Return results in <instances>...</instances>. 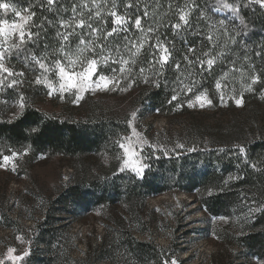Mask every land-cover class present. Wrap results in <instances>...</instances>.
<instances>
[{"label": "trees", "instance_id": "16d2710c", "mask_svg": "<svg viewBox=\"0 0 264 264\" xmlns=\"http://www.w3.org/2000/svg\"><path fill=\"white\" fill-rule=\"evenodd\" d=\"M0 2L14 4L22 11L27 8L35 13L33 21L30 22V31L35 35L25 43L23 50L11 58L14 70L23 72L26 82L34 80L32 74L38 69L37 63L30 59L33 55L40 59L60 57L63 56L61 46L67 52L65 43L80 42L77 38L70 40L69 37L67 41L62 39L63 35L76 31L77 26L72 23L71 27H61V21H72L74 16L76 19L84 18L93 27L100 29L96 37L97 43H106L107 53L111 50L117 59V50L119 55L127 56L129 53L126 49L131 45L129 38L132 39L134 33H143L134 24L136 17H141L144 32L147 33L149 28L155 29L148 40L158 36L169 48L172 56L156 79H144L145 72L141 73V67L136 69H140V72L136 73L140 78L136 81L139 83L138 105L147 108L156 116L168 119L175 105L172 96L177 92L178 78L182 76L194 80L193 85L207 91L213 103L218 105L217 82L223 75L234 76L240 69L245 79H249L250 75H259L260 80L252 85V93L242 94V97L244 103L248 104L246 110L260 107L257 94L264 91V10L260 5L228 0L234 7H239L238 16L229 15L224 26L220 24L211 29L206 27L201 19L206 13L212 14L215 10L208 8V0H195L196 9L189 11L186 6L179 5L181 0H115L118 14L125 15L129 20V30L105 39L106 31L113 27V18L106 11L101 13L104 17L102 20L96 17V8L92 2L83 0V5L80 0H56L52 6L48 5L47 0ZM111 3L112 0H104L99 5L104 8L107 4L110 8ZM129 3L132 7L127 8ZM181 9L189 12L190 23L189 26L176 30L171 25L178 22ZM4 17L10 18L9 12L4 11ZM241 20L244 24L240 23ZM87 28H82L79 35ZM209 36L212 38L209 39ZM230 37H234L235 42ZM148 40L145 41L138 57H135L136 63L149 62L152 50L150 45H153V42ZM190 47L195 49L194 53L189 51ZM205 53H209L214 59L211 68H208L206 63L200 67L198 63V58ZM186 56L188 59H185ZM106 64L107 67L98 69L99 74L110 75L108 68H115L116 73L120 72V64L112 63L111 60ZM177 64L180 65L179 69ZM155 69V73L160 71V65H155ZM145 80L148 81L141 84V81ZM236 80L241 81L239 77ZM27 87L20 91L26 107L15 119L5 118V109L0 104V150L8 153L28 149L30 160L38 155H47L75 161L69 185L50 204L45 220L36 227L37 233L40 234L38 248L43 250L42 254L38 253L35 264H67V258L70 257L61 254V247L63 244L71 245L69 241L73 238L69 235L70 227L77 223V220H84L93 213H101V216L109 214L110 219L106 218L103 236L97 246L87 244L82 257L73 259L74 264H117L116 260L121 252L119 247L124 256H128V264H160L165 257L169 258L171 253L161 252L152 242L138 243L132 234L133 229H122L121 223L112 218V213L116 206L124 207L125 214L131 220L141 223L140 217L146 210L145 202L172 189L192 196L193 202L205 215L207 228L209 218H226L230 221L241 215L244 202L255 201L256 207L264 206V137L248 138L249 133H253L255 122L243 124L232 119L225 127L212 128L213 131L198 128L197 133L188 139L196 141L193 146L197 148L193 152L170 157L161 155L158 159L149 157V167L144 176L138 179L128 174H115L118 163L113 158V142L129 133L130 128L126 120L115 121V117L107 119V114L100 107H93L86 121L45 116L31 104L39 95V91ZM236 89L243 92L239 88ZM12 96L13 93H10V97ZM260 101L264 103V99ZM205 140L208 146H204ZM235 143L245 147L249 163L244 162L245 156L239 154ZM102 153L112 157L105 169L100 163L95 168L83 165V169L81 165L76 164L77 160L97 157ZM253 164L256 165L255 168L252 167ZM229 175L233 177L231 181H227ZM61 213L66 214L70 221L65 223L60 217L63 215ZM230 223L232 222L227 224L228 228L217 232L216 237L244 251L249 259L263 262L264 210L251 212L241 229L231 228ZM141 226L145 229L144 223ZM139 228L134 230L142 232ZM166 253L168 255H165ZM211 264H215V261H211Z\"/></svg>", "mask_w": 264, "mask_h": 264}, {"label": "rangeland", "instance_id": "374dc122", "mask_svg": "<svg viewBox=\"0 0 264 264\" xmlns=\"http://www.w3.org/2000/svg\"><path fill=\"white\" fill-rule=\"evenodd\" d=\"M85 1L100 4L104 0ZM181 1L179 5L181 7L186 6L188 11L196 9V6H194L195 0ZM208 1L210 3H207L208 8H214L215 10H213L212 14L206 13L201 17L206 27L215 29L213 27L219 26L221 21L224 22L222 25L224 26L225 21L229 19V15L233 16L230 10L222 7L223 2L229 3L228 0ZM241 1L249 3V0ZM80 2L83 4V0H80ZM252 4L259 5L256 3ZM217 8H219L220 11H216ZM9 15L10 18H5L4 10L0 9V20L7 19L9 23L19 21V18L16 17L14 13L9 12ZM81 30L82 28L76 27V31H71L69 36L71 37L70 40L76 38L80 40L83 38L86 41L93 40V35L90 34L89 28L79 35ZM144 33L146 32L141 34L134 33L132 39L129 38V42L131 40V45L132 43L144 40ZM152 33L147 32L148 36L152 35ZM138 39L139 41H137ZM96 40L98 39L96 38ZM159 40L164 43L163 40ZM148 41H152L153 45L156 44V38ZM100 45L105 46L104 54L108 55L106 50L107 44H98L97 41L95 48L97 50H95V54L89 51L86 55L98 59L99 53L101 52ZM65 47L67 48V52L74 53L81 45L80 43L73 44L70 42L68 44L65 43ZM151 49L149 62L143 61L142 64L135 63L126 66L131 68L133 65V68H131V75L126 78L121 79L123 74L120 72L116 73L117 70L115 68L113 70L112 68H108L110 70L107 71H110L111 74L105 76H116L120 80L116 90H89L82 94V98L79 101L76 99L75 90L63 93L58 90L59 81L55 71L44 72L38 64L37 72L32 74L34 80L31 82H26L24 80L26 75L7 77L5 85L0 86V104L5 109V118L13 120L22 112L19 108L20 91L28 86L32 87L33 91H39V95L31 104L34 109L45 116H57L62 120L86 121V119H89L87 115L92 111V108L100 107L104 109L105 114H107L105 116L107 119L111 120L115 117V121L125 122L126 120L128 125L129 121H131L132 125L131 127L129 126V133L118 137L113 142L115 145L113 158H115V161L118 163L115 174H128L138 179L144 176L147 168L142 177H138L134 172L128 169H125L123 172L119 170L124 154L118 142H126L122 141V138L132 136L133 129L148 141V144L143 146V151L141 153L144 158L142 162L145 164L148 163L149 157L158 159L161 155L170 157L180 156L181 153L193 152L194 150L188 151V149H196L197 146H193L196 141L188 139L191 135L194 136L195 133H197L198 128L213 131L212 128L217 129L218 127H225L232 119L243 124H252L255 122V125H253V133H249L248 135L249 139H257L260 136L264 137V103L260 101L264 99V91L257 94V98H260L258 99L259 109L253 108L246 110L248 104L244 103L241 93L247 94L252 93V91H247L242 88L241 85L242 82L244 84H249L251 80L245 79L244 73L240 71V69L236 72L237 75L235 74L232 76L231 74V76H229L226 74L219 80L221 88L217 89L218 105L213 103L207 91L195 87L193 85L194 80H189L188 76L178 78L179 87L175 93L177 99L174 100L175 105L168 119L162 116H156L155 113H151L147 108L138 105L137 86L139 83H136V81H139L140 78L136 76V73H138L142 67H145L144 79L150 80L158 77L155 74V65L158 66L159 64L153 62V56L155 54L156 59H158L159 53L155 47ZM132 51H135V49L133 48ZM16 54L17 52L14 51L13 54L6 59L5 66L16 73H21L15 71L13 68L14 63L11 58L15 57ZM207 54V56L204 55L198 58L199 64L201 60L206 63L207 59L212 57L209 56V53ZM62 55L63 56L54 58L44 57L41 58V60L54 68V61L56 59H60L62 62L67 63L64 54ZM121 55L125 59L129 56V54H127V56ZM119 56L120 55H118L117 60ZM30 59L32 60V58ZM107 66V64L101 63L98 69ZM138 67L141 68L136 70ZM200 67H202L201 64ZM0 76H7V74L2 73ZM38 77L42 80L44 77H47L49 81L56 85L57 90L53 91L50 95V89L46 87L44 83H36ZM237 77H239L241 81H237ZM13 79L17 80L19 83L12 87H7V84ZM147 81L148 80L141 81V84H145ZM186 86L192 87L191 93L186 92ZM235 87L241 89L243 92L237 91ZM233 89H235V92H233ZM10 93H13L12 97H10ZM200 93H205L212 101V104L206 105L203 108L199 105L189 108L187 106L188 101L194 99V96ZM222 93L224 95L223 101L221 100ZM233 95H235L236 98H242L243 103L241 106L235 104L234 99H232ZM133 112L136 113L135 118L132 116ZM105 114L103 113L102 116ZM133 139H135V137H133ZM178 144H182L184 147L179 148L177 147ZM150 145H156L157 148L154 150ZM234 145H236L235 147L241 146L236 143ZM204 146H208L207 140L204 141ZM204 146H201V148ZM137 151H140L139 146L137 147ZM14 153L16 155H13ZM5 156L10 157L7 162L3 159ZM30 156L28 149L21 152L15 150L8 153L4 150H0V261H2L3 264H13V261L8 258L9 248L15 249L13 253L14 256L23 257L22 260L16 261L15 264H35L38 253L42 254L43 250L38 248L40 234L37 233L36 227L38 223L40 224L45 220L50 204L69 185L73 176L72 165L75 163L74 160H69L61 156L47 155H38L30 160ZM111 158L112 157L107 155V153H102L97 157L77 160L76 164L79 166L81 165V169H83V165H89L95 168L96 165L100 163L103 169H105L108 167ZM95 170L96 169H94V171ZM232 178L233 177L229 175L227 181H231ZM145 206L146 210L142 212L140 217L141 223H135L134 220H131V218L125 214L123 210L124 207L121 208L116 206L112 213V218H114L115 221L117 220L118 223H121L122 229H128L129 231L133 229L132 234L138 243L152 242L161 252L169 251L171 253L169 258L165 257L160 264H173V262L174 264H211V261L212 263L215 261V264H264V260L260 262L256 259L253 260L254 258L249 259L248 256H245L246 254L244 251L216 237L217 232L228 228L227 224L229 222H232L230 223L232 224L231 228L233 227L236 230L241 229L244 221L250 217L251 212H253L249 211V209L257 208L256 204L253 202L242 203V214L237 215L236 218L230 221L226 218H209V228H207L204 213L200 211L197 204L193 202L192 196L178 191L177 189H172L160 196L148 199L145 202ZM61 214L63 215L60 217L64 219L65 223L70 221L66 214ZM108 216L109 214L101 216V213H93L86 219L77 220V223L72 224L69 232V235L73 238V240L69 241L71 245L63 244L61 247V254H63L64 257L66 255L70 257L67 258V264H74L73 259L82 257L87 244L97 246L103 236L105 222L107 221L106 218L110 219ZM142 223L145 224V229L141 226ZM138 227H140L139 230L142 232L134 230ZM176 243L178 244L176 245ZM26 251L28 255L24 256L23 254ZM119 252L120 259L119 257L117 258V264H128V256H124L120 247ZM165 255L168 254L166 253Z\"/></svg>", "mask_w": 264, "mask_h": 264}, {"label": "snow or ice", "instance_id": "6c2138e0", "mask_svg": "<svg viewBox=\"0 0 264 264\" xmlns=\"http://www.w3.org/2000/svg\"><path fill=\"white\" fill-rule=\"evenodd\" d=\"M47 3L49 6L54 5L55 0H47ZM249 3H256L259 4L260 7L264 8V0H249ZM87 6V5H85ZM96 8L95 16L99 17L101 20L104 18L101 13L107 12L108 15H110L112 19L113 27L110 31H106L104 38L107 39V37H111L114 34L121 32V31H128L127 25L129 24V20L126 18L125 15L118 14L117 11V5L115 0H112L111 7L109 8L107 4H105L104 8H101L99 4L93 5ZM127 8L132 7V4L129 3L126 5ZM222 7L225 9L230 10L233 13V16H238L239 13V7H234L233 4L223 2ZM0 9L4 10L5 12H12L15 14L16 17L19 18V21H13L12 23H9L7 19L0 20V74L6 73L7 76H0V86L5 85V80L7 77H14V76H23L24 73H16L13 70L9 69L5 66V61L8 57H10L13 52H19L23 50V47L25 43L28 40H31L34 33L30 31V28L32 27V24H30L31 21H33V17L35 13L30 12L29 9L25 8L23 11L18 10L14 4L11 3H4L0 2ZM74 13L76 11L75 7L73 9ZM216 11H220L219 8L216 9ZM148 15L147 10L145 11V16ZM189 12L181 9L179 11L178 15V22L171 25L173 29L179 30L182 29L185 26H189ZM91 19V17H89ZM72 23H75L77 27L84 28L87 26L91 29V35H93V40L86 41L85 39L80 40L81 47H78L77 50L73 52H65L64 47L61 46L60 51L64 54L65 60L67 63L62 62L60 59H56L54 61V68L46 63H44L40 58L36 56H32V60L35 61L39 67L44 70V72L49 71H55L56 76L58 77V90L60 92H66V91H72L75 90L76 92V99L79 101L82 98V94L86 91H96V90H107V91H114L119 86L120 80L116 76L108 77L102 74L98 73V66L101 63H108L109 60L112 61V63H119L120 64V73L123 74L121 79L126 78L127 76H130L132 73L131 68L126 67L129 64H135L136 60L135 57L138 56L143 49L144 42L150 37L147 33H144V40H141L136 43H132L130 48H127L126 50L129 53V56L127 59H125L122 55L119 56V59H115L113 57L112 51H108V55H105V46L100 45L101 52L99 53V58H92L86 55L89 51L95 54V48H96V37L100 33V29L95 28L92 26L91 23H88L84 18L76 19L75 16L73 17L72 21H61V27H71ZM221 25H223V21L220 22ZM241 24H244V21H240ZM135 27L139 29L141 32H144L143 26H142V19L141 17H136L134 21ZM148 33H152L155 31L153 28H149ZM69 35H63L62 39L64 41H67L69 38ZM239 35V33H237ZM212 37L209 36V39ZM233 42H235L234 37H230ZM152 47H155L156 50L159 53L158 59H156L155 54L153 56V62L158 63L160 65V71H157L155 74L160 75L164 66L170 61V58L172 56L171 51L169 48L165 45V43L161 42L159 40V37H156V44L150 45ZM135 49V51H132V49ZM190 52H195V49L189 48ZM117 54L119 55V50H117ZM207 56L208 54L205 53ZM185 59H188L186 56ZM191 63V61H189ZM205 61L201 60L200 64L203 66ZM209 68L212 67L214 64V59L209 58L206 61ZM177 69L180 68V65H176ZM115 71V70H114ZM141 73L144 72V69L141 68ZM243 76V73H242ZM249 79L251 80V83L244 84L242 82V88L246 89L247 91H252V85L256 84L260 77L259 75H250ZM19 82L15 79L11 80L7 87H12ZM36 83H44L46 87L50 89L49 94L53 91H56V85L49 81L47 77H44L42 80L41 78L36 79ZM217 89L221 88V85L219 82L216 84ZM186 92L191 93L192 87L186 86ZM233 92H235V89H233ZM241 93V97H242ZM177 95L172 96V100H176ZM232 99H234V102L237 106H241L243 103L242 98H236L235 95L232 96ZM221 100H224L223 93L221 94ZM212 101L208 98V96L205 93H200L194 96V99H191L188 101L187 106L189 108H193L197 105H199L201 108L205 107L206 105H211ZM26 107V104L24 103V97L21 95L20 97V103L19 108L23 110ZM133 118H135L136 113H132ZM132 122L129 121V126L131 127ZM35 131V129H33ZM135 137V139H133ZM122 141L126 142H118L119 147L123 150V158L121 162L120 171L123 172L125 169H128L132 172H134L138 177H142L144 171L146 168L149 167V165L143 163V157L141 155L143 151V146L148 144V141L144 139L139 133L133 129L132 136L130 137H123ZM139 146L140 151H137V147ZM154 150L157 148L156 145H150ZM177 147L183 148L184 145L178 144ZM239 154L241 156H245V163H249V161L246 158V149L243 146H237ZM164 150V149H161ZM194 149H188V151H193ZM223 151V149H221ZM13 155H16L15 153ZM4 161L7 162L10 157L5 156ZM253 168L256 167L255 164L252 165ZM255 203V201H253ZM264 210V206H258L255 209H249V211H261ZM19 238V237H18ZM15 249L9 248L8 249V258L13 261V264H15L16 261L22 260V256H14ZM24 256L28 255V252L26 251ZM0 264H3L2 261H0ZM174 264V262H173Z\"/></svg>", "mask_w": 264, "mask_h": 264}]
</instances>
